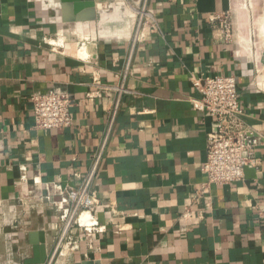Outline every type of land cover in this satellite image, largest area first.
Returning <instances> with one entry per match:
<instances>
[{
  "label": "crops",
  "instance_id": "0c3cea01",
  "mask_svg": "<svg viewBox=\"0 0 264 264\" xmlns=\"http://www.w3.org/2000/svg\"><path fill=\"white\" fill-rule=\"evenodd\" d=\"M76 2L0 0V263L264 264V145L243 181L213 185L200 198L216 120L192 102L202 97L195 80L234 75L246 120L264 136V0H150L163 35L135 49L131 17L102 13L122 9V0L79 11ZM229 10L232 43L209 21ZM61 34L88 40L86 54L52 45ZM95 77L115 89L92 95ZM51 91L71 97V127H35L32 96ZM118 99L94 184L109 230L77 231L79 248L57 250V212L34 179L79 185ZM188 207L194 218L184 221Z\"/></svg>",
  "mask_w": 264,
  "mask_h": 264
},
{
  "label": "built area",
  "instance_id": "2783aa9c",
  "mask_svg": "<svg viewBox=\"0 0 264 264\" xmlns=\"http://www.w3.org/2000/svg\"><path fill=\"white\" fill-rule=\"evenodd\" d=\"M134 12L132 24V48L154 35H163L158 15L150 7V0H122ZM249 10L250 8L247 7ZM251 16V9L248 11ZM234 15L231 10L214 13L209 21L218 27L222 39L232 43L236 34ZM58 35V41L60 39ZM55 39L51 44H55ZM88 41V40H86ZM84 41L78 42L80 50ZM130 66L126 67V74ZM195 86L201 91V98H194L192 102L196 110L209 115L216 120V128L208 135L207 159L202 170L207 176V181L198 191L201 198L204 192L213 185H227L245 179L248 167H259L260 160L257 150L264 145V136L247 122V113L241 104L238 80L234 75L219 74L206 79H197ZM93 85L96 91H111L110 86H104L99 78L95 77ZM117 89L119 94L124 92L122 84ZM35 127L40 130H56L69 128L74 124L72 111L73 101L68 94L51 91L47 94L32 96ZM120 99H118L111 114L109 130L100 151L95 155L91 170L83 176L79 185L64 184L62 182L44 183L40 178L34 179L36 191L40 192V199L50 202L57 212L60 222V235L57 250L65 245L73 249L79 248V231L82 235L93 237L109 230L108 225L101 223L99 208L102 200L99 191L94 187L102 166L104 151L108 144L111 131L115 124ZM26 179L27 177L24 176ZM194 218V210L190 207L183 213L181 219L189 221ZM199 221L203 217L198 218ZM62 253V251H61ZM1 264V263H0ZM52 264V262H50Z\"/></svg>",
  "mask_w": 264,
  "mask_h": 264
},
{
  "label": "rangeland",
  "instance_id": "374dc122",
  "mask_svg": "<svg viewBox=\"0 0 264 264\" xmlns=\"http://www.w3.org/2000/svg\"><path fill=\"white\" fill-rule=\"evenodd\" d=\"M126 6H128L126 3L125 5L122 6V9H118L117 7L119 6H114L110 11H104L102 13L105 14L106 16V19L108 20H112V21H115L117 19H120L121 17V13L122 11L123 12H126V16H130L131 19L133 20V15H134V12L131 8H126ZM125 9L127 11H125ZM247 11H250L247 10ZM106 24V23H105ZM106 30H107V27H106ZM106 33V32H105ZM60 39H64V40H61V41H58L57 37L55 38V46H59L60 48H62V50H64L66 53H69V54H78L81 50H80V45H78V42L75 41L74 39H70V38H66L65 36H60ZM86 54V51L82 50L80 52V55H85Z\"/></svg>",
  "mask_w": 264,
  "mask_h": 264
},
{
  "label": "water",
  "instance_id": "95a60500",
  "mask_svg": "<svg viewBox=\"0 0 264 264\" xmlns=\"http://www.w3.org/2000/svg\"><path fill=\"white\" fill-rule=\"evenodd\" d=\"M64 3L70 2V1H78L76 2V10L79 11L80 9L84 7H89L93 9L96 6L95 0H60ZM95 18V17H93Z\"/></svg>",
  "mask_w": 264,
  "mask_h": 264
},
{
  "label": "bare ground",
  "instance_id": "6f19581e",
  "mask_svg": "<svg viewBox=\"0 0 264 264\" xmlns=\"http://www.w3.org/2000/svg\"><path fill=\"white\" fill-rule=\"evenodd\" d=\"M81 52V51H80ZM80 52H79V54H80ZM76 54V53H75Z\"/></svg>",
  "mask_w": 264,
  "mask_h": 264
}]
</instances>
